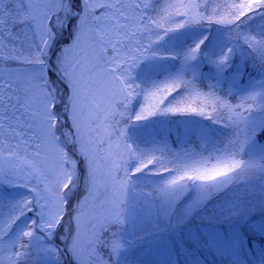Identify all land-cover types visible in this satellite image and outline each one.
<instances>
[{
  "label": "snow or ice",
  "instance_id": "1",
  "mask_svg": "<svg viewBox=\"0 0 264 264\" xmlns=\"http://www.w3.org/2000/svg\"><path fill=\"white\" fill-rule=\"evenodd\" d=\"M257 13L264 14V0H226L210 15L198 0L165 7H159V0H0V176L11 184L14 175L21 180L19 185L29 190L22 199L0 202V239L15 231L13 248L22 250L16 253L18 258L28 255L34 241L53 245L44 250L61 255V247L53 241L68 217V234L61 236L63 251L73 264H82L85 255L92 257L88 249L93 248L94 239L83 242L82 229L78 226L73 231L71 225L73 221L80 224L87 205L86 200L76 199L81 180L94 187L98 161L107 158L104 141L95 135L101 118L113 133H119L117 117L131 111L129 104L135 96L151 100L178 89L186 95L179 93L176 104L189 107L164 106L162 112H197L190 105L202 94L189 87L184 76L203 55L202 46L209 36L202 35L178 51L167 49L162 42L170 33L207 21L233 34L235 44L247 45L264 65V33H257V40L244 27L250 14ZM65 33L70 37L67 43ZM235 44L209 57L218 72L230 66ZM169 58L180 64L175 73L137 83L138 68L151 70L157 61ZM11 65L16 67H6ZM161 105L163 99L154 107L161 111ZM131 119L129 115L127 122ZM144 119L135 116L136 122ZM254 136L252 130L246 142ZM237 143L238 137L229 141L232 146ZM128 150L129 160L121 159V165L138 163L136 173L160 163L148 158V150ZM236 155L229 149L219 155L211 170L183 172L166 185L227 177L246 164L235 159ZM108 175L111 177V168ZM29 214L34 218L23 220ZM91 236H96L95 224Z\"/></svg>",
  "mask_w": 264,
  "mask_h": 264
},
{
  "label": "trees",
  "instance_id": "2",
  "mask_svg": "<svg viewBox=\"0 0 264 264\" xmlns=\"http://www.w3.org/2000/svg\"><path fill=\"white\" fill-rule=\"evenodd\" d=\"M180 2L187 4V0H159V7ZM225 2L217 0L214 8L215 3L209 0L208 14ZM180 11L185 9L181 8ZM244 27L259 40L257 33H264V14H250ZM201 28L194 32V38L189 36V32L184 33L185 40L178 47V50L187 47L202 35L209 36L202 46L204 59L201 75L194 78L187 70L184 76L189 87L202 94L190 105L198 111L162 112L164 106L189 107L176 104L179 93L180 96L186 95L179 89L166 97L149 100L145 95H137L133 99L132 119L130 126H126L127 145L132 150H148V158L157 159L160 163L140 173L135 172L139 164L130 163L126 174L131 185L141 191L138 193L141 204L147 199L155 206L156 214L151 222L166 228L163 238L145 254H140L142 262L133 264H264V99L245 96L230 88L227 82L229 78L235 82L239 77L242 82L248 79L251 82L263 81L264 65L259 55L247 45L235 44L234 35L227 33L222 26L209 25L204 21ZM28 34L31 37V32ZM229 40L233 43H229ZM165 41L168 42V37ZM234 44L236 51L231 55L230 66L217 74L215 66L209 63V57L221 54ZM166 48L172 50L173 47L167 44ZM167 60L169 66L151 67V70L144 67L140 70L136 74L137 83L160 80L175 73L180 64L172 58ZM219 75L227 77L222 84L218 81ZM160 99L164 100V105L160 106L161 111H157L154 105ZM150 112L156 114L149 115ZM248 113L263 120L253 129L255 136L251 143L257 146L256 151L246 147V137L252 130L247 132L239 117ZM137 114L145 119L136 122ZM127 121L128 117L120 124H127ZM202 126L210 134V141L205 144L199 138ZM4 127L7 131V124ZM234 137L239 138V143L232 146L229 141ZM229 149L237 153L235 159L244 160L246 164L227 177H219L215 181L185 179L177 186L166 185L167 180L183 172L211 170L219 155ZM131 154L136 155L134 151ZM144 162L147 160L144 159ZM165 168L169 171L165 172ZM19 184L14 183L16 186L12 185L11 189L0 186V202L28 196L29 190ZM30 218H34V214H29L23 220ZM61 229L57 231L58 234ZM14 235L15 231L0 239V264H36L34 250L38 242H33L27 256L18 258L16 253L22 250L19 246L13 248ZM61 257V261L49 264H67L63 261V251ZM69 257V264H73L72 257Z\"/></svg>",
  "mask_w": 264,
  "mask_h": 264
},
{
  "label": "rangeland",
  "instance_id": "3",
  "mask_svg": "<svg viewBox=\"0 0 264 264\" xmlns=\"http://www.w3.org/2000/svg\"><path fill=\"white\" fill-rule=\"evenodd\" d=\"M189 2L190 0H187V4ZM198 2L203 7L205 5L207 6L209 0H198ZM213 2L215 3L213 4L215 8L217 6V0H213ZM201 29V26H186L177 32L170 33L167 36L168 42L163 41L162 44L164 47L168 44L173 47L172 50L178 51V47L185 40L184 33L189 32V36L194 38V32L200 31ZM167 37L165 38L166 40ZM69 39V35L65 33L63 37L64 42L67 43ZM152 39L155 40L156 37L153 36ZM203 59L201 55L195 61V67L188 69L192 77L195 78L201 75ZM168 62L167 59H161L152 67L169 66ZM6 67L16 66L11 65ZM143 68V66L138 68L137 73ZM216 72L217 74L222 73L217 70ZM226 80L227 77L219 75L218 81L221 84ZM227 82L230 88L237 90L245 96H258L264 99V84L261 83L262 81L251 82L248 79L242 82L239 77L235 82H232L231 78ZM133 99L129 104L131 111L124 112L123 117H117V120L120 121L117 124V128L120 130L119 133H113L108 125L104 123L103 117L101 118L100 124L98 125L99 132L95 133V135L104 141L103 149L108 150L106 153L107 158L103 163L98 161L99 170L97 172L95 186L93 187L90 182L85 183L81 180L79 190L77 191V199L86 200L87 205L83 209L80 224L77 225L73 221L71 227L73 231L78 226L82 229L81 238L83 242L86 243L88 239H94L93 248L88 249L89 252H92V257L90 258L85 255L82 264H133V262H142L140 259L141 255L155 246L163 238L162 234H165L166 228L164 229V227H159L154 222H151L156 214L152 201L144 199L145 202L141 204V197L138 195L141 191L134 188L129 181L126 169L130 163L121 165V159L127 161L130 157V151L128 150L130 148H125V145H127L126 126H130V123H120L131 115ZM239 117L247 132L258 127L259 123L263 121L251 113L240 115ZM109 135L111 139H109ZM199 138L202 144L210 141V134L203 126L199 133ZM246 147L252 151L258 150L257 146L251 142ZM109 160L111 163H109ZM110 168L111 177L108 175ZM10 179L12 181L11 184L3 176H0V186H6L11 189L14 183H21V180L16 179L14 175L10 176ZM143 194L145 195L146 193L143 192ZM68 219L70 220L71 218L64 219V227L54 238V241L56 240L57 244H59L57 246L61 247L62 251L63 244L61 236L63 233L65 235L68 234L67 230L70 226ZM93 224H95V238L91 236ZM52 246L51 244L40 243L36 245V249L34 250V261L36 264H49L61 261V255L53 256L44 250ZM64 257L65 259L63 261L67 262L68 259L65 254Z\"/></svg>",
  "mask_w": 264,
  "mask_h": 264
}]
</instances>
